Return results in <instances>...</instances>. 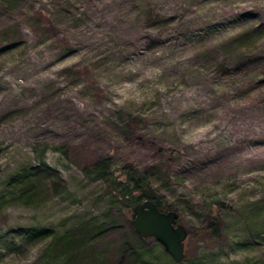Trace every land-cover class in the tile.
Here are the masks:
<instances>
[{
	"label": "rangeland",
	"instance_id": "374dc122",
	"mask_svg": "<svg viewBox=\"0 0 264 264\" xmlns=\"http://www.w3.org/2000/svg\"><path fill=\"white\" fill-rule=\"evenodd\" d=\"M40 165L62 186L23 204L7 185ZM150 166L178 264H264V0H0V264H64L43 229L127 233L104 180Z\"/></svg>",
	"mask_w": 264,
	"mask_h": 264
},
{
	"label": "trees",
	"instance_id": "16d2710c",
	"mask_svg": "<svg viewBox=\"0 0 264 264\" xmlns=\"http://www.w3.org/2000/svg\"><path fill=\"white\" fill-rule=\"evenodd\" d=\"M106 169L107 165L100 162L85 165L81 171L86 176L92 173L103 178ZM157 174L158 167L150 166L142 172L128 170L123 181L111 179L104 180V183L126 215L131 216L132 207L142 200H151L160 211L166 212L170 209L163 210L150 185L151 176ZM61 186L57 174L43 165L20 171L7 185L23 204H30L45 193L57 195ZM128 222L125 220V234L114 227L107 228L106 224L92 221L84 222L62 235H54L46 229L38 233L49 240V249L54 259L61 256L64 264H129L141 257L135 248L144 243L145 239L138 238ZM199 233L206 239L215 240L218 237L217 218L211 217Z\"/></svg>",
	"mask_w": 264,
	"mask_h": 264
},
{
	"label": "water",
	"instance_id": "95a60500",
	"mask_svg": "<svg viewBox=\"0 0 264 264\" xmlns=\"http://www.w3.org/2000/svg\"><path fill=\"white\" fill-rule=\"evenodd\" d=\"M174 211L162 212L151 200H142L131 209L129 226L140 239H153L170 260L178 264L184 258L186 230L176 223Z\"/></svg>",
	"mask_w": 264,
	"mask_h": 264
}]
</instances>
